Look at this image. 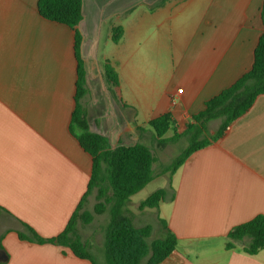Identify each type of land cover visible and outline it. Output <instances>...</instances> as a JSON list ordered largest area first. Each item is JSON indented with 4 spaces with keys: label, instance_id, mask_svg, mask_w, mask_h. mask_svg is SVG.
<instances>
[{
    "label": "crops",
    "instance_id": "1",
    "mask_svg": "<svg viewBox=\"0 0 264 264\" xmlns=\"http://www.w3.org/2000/svg\"><path fill=\"white\" fill-rule=\"evenodd\" d=\"M37 1L0 0V264H90L68 248L19 238L26 226L44 239L63 231L91 164L68 131L73 32L40 17ZM81 1L76 29L88 95L80 103L89 130L112 149L148 146L144 139L155 144L148 123L165 113L172 127L164 138L182 133L204 102L251 68L264 32V0ZM116 28L122 35L113 43ZM105 64L117 75L114 86ZM219 126L213 120L207 130ZM163 189L151 239L167 229L177 240L163 264H264V249L242 251L247 240L225 249L231 229L264 216V96L194 152Z\"/></svg>",
    "mask_w": 264,
    "mask_h": 264
},
{
    "label": "trees",
    "instance_id": "2",
    "mask_svg": "<svg viewBox=\"0 0 264 264\" xmlns=\"http://www.w3.org/2000/svg\"><path fill=\"white\" fill-rule=\"evenodd\" d=\"M37 11L45 20L64 25L73 32V54L76 62L74 108L68 131L80 148L91 159L90 175L86 191L72 213L65 228L58 235L44 239L26 226L28 234H19L21 240L35 244H52L68 248L78 259L97 264L88 251L78 231V222L89 225L94 215L108 213L104 236V256L107 264H163L174 252L177 240L167 229L156 239H151L149 225L135 227L125 214V207L134 194L141 191L153 178L155 157L148 146L136 143L133 146L111 148L108 139L89 130L86 109L80 100L88 95L85 69L80 55L81 36L76 27L82 20L81 0H38ZM264 26V5L261 10ZM122 30L114 29L112 42L118 43ZM104 76L110 85L117 84V75L111 66L105 64ZM259 96H264V32L259 36L253 54L251 68L242 74L231 86L204 102L203 109L192 117V123L183 126L184 131L175 130L173 137L164 136L171 130L172 118L169 113L151 120L148 126L154 132L155 145L162 150L168 143L182 136L189 137L188 146L163 170L174 175L183 163L196 151L220 139L226 128L244 115ZM129 108V107H128ZM220 120V126L211 136H206L210 121ZM136 132L140 130L133 121ZM96 192L93 213L83 209L87 197ZM165 189H157L143 200L139 209L153 210L164 201ZM164 225L165 228V223ZM247 243L242 251L256 255L264 249V216L258 215L248 222L231 229L226 235L225 249L231 250L237 244Z\"/></svg>",
    "mask_w": 264,
    "mask_h": 264
},
{
    "label": "rangeland",
    "instance_id": "3",
    "mask_svg": "<svg viewBox=\"0 0 264 264\" xmlns=\"http://www.w3.org/2000/svg\"><path fill=\"white\" fill-rule=\"evenodd\" d=\"M215 125V124H214ZM213 127V126H212ZM172 131L170 134L172 136ZM214 134L213 129L207 130L206 136ZM144 144L148 145L152 151L155 162L153 164V180L148 183L141 191L130 197L127 203V209L125 208V214L128 215L133 221V225L136 227H142L149 225L152 228V234L157 233L158 225L154 216L153 210L139 209L140 203L145 200L152 192L157 189H163L166 187L168 173H163V170L167 168L171 162L188 146L189 137L182 136L174 142H170L163 150H159L157 146L149 139H144ZM96 192L93 191L86 200L83 207L87 212L93 213V206L96 203ZM94 215L92 222L89 225H83L78 222V231L82 238L88 242L89 254L95 260L97 264H107L104 256V236L108 222V213L105 212L101 215ZM156 231V233H154ZM153 237H155L153 235ZM157 238V237H155Z\"/></svg>",
    "mask_w": 264,
    "mask_h": 264
}]
</instances>
